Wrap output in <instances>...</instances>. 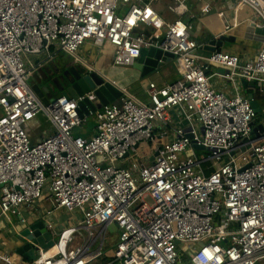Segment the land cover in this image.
Listing matches in <instances>:
<instances>
[{
	"label": "built area",
	"instance_id": "obj_1",
	"mask_svg": "<svg viewBox=\"0 0 264 264\" xmlns=\"http://www.w3.org/2000/svg\"><path fill=\"white\" fill-rule=\"evenodd\" d=\"M189 1L0 0V223L41 201L74 216L24 264H91L113 233L114 250L100 264H264V122L251 125L255 98L241 92L242 82L264 91V37L252 58L202 56ZM191 1L201 16L215 11L223 20L214 37L238 28L244 8L248 25L264 29V0H223L232 5L229 22L214 0ZM85 41L101 55L111 51L114 67L133 66L142 49L172 54L179 78L148 83L149 104L124 92L94 113L93 136L75 137L85 121L78 101L61 96L44 105L28 79L39 67L32 57L80 62ZM211 66L222 70L212 77L228 81L231 95L214 89ZM40 115L52 132L32 142L27 128ZM189 149L192 156L179 157ZM0 264H11L1 251Z\"/></svg>",
	"mask_w": 264,
	"mask_h": 264
},
{
	"label": "water",
	"instance_id": "obj_2",
	"mask_svg": "<svg viewBox=\"0 0 264 264\" xmlns=\"http://www.w3.org/2000/svg\"><path fill=\"white\" fill-rule=\"evenodd\" d=\"M235 36L223 35L218 37L212 35L210 41L206 45L200 47V50L213 53L222 51L225 42L233 43ZM198 43H200L198 41ZM46 58L44 60L37 59L35 65L39 67L47 62L58 64L53 65V70L47 74V79H43L42 85L36 84L38 87L35 93L37 99L42 103H47L51 99H56L61 96H66L77 102V114L80 119L94 114L96 111L102 109L104 106L116 102L124 95V90L117 84L108 80L105 75L99 71L90 69L91 65L85 61L74 62L70 58L62 60ZM174 59V56L169 53H163L154 48L142 49L140 56L133 64L132 69L140 72V78L147 77L148 75L156 72L163 64L169 63ZM50 60V61H49ZM38 67V68H39ZM61 71V72H60ZM44 73H46L44 71ZM243 86L247 85L246 82L242 83ZM81 100H78L80 99ZM252 95H248L251 99ZM256 114L260 112L257 102H251ZM253 125V123L251 124ZM263 130V125L258 124L253 128L252 132L258 136L257 131ZM194 149L203 150V147L193 145ZM21 223V227L15 229V242L14 251L17 256L26 260L32 261L38 254L40 248H50L54 243V235L47 230L46 222L43 220H34L32 222L25 221ZM116 226L109 227V232H113Z\"/></svg>",
	"mask_w": 264,
	"mask_h": 264
},
{
	"label": "rangeland",
	"instance_id": "obj_3",
	"mask_svg": "<svg viewBox=\"0 0 264 264\" xmlns=\"http://www.w3.org/2000/svg\"><path fill=\"white\" fill-rule=\"evenodd\" d=\"M190 3L191 1L187 2V5L189 6ZM161 9L163 11H166L164 7ZM167 14L169 18H172V16L168 12ZM195 19L192 21V23L195 22ZM207 23L208 24H205V25H207L208 30H210V28L214 26V21L212 19L210 22H207ZM201 31H204V30L202 28L198 30L195 23H193V31H192L193 34L197 32L201 33ZM205 37L206 38L212 37L211 32L209 31L205 35ZM256 48H257V44L255 42L247 38H244L241 35H237L233 43L225 42L223 44L222 51L241 57L243 55H255ZM98 51L100 50H98V48L95 47L91 41H85L84 44L79 49L80 60L85 61L87 63H92ZM101 52L103 55H108V51L106 49L102 50ZM178 65H179L178 59L174 58L172 61L167 63L165 66L160 67L156 72L148 75L147 77L140 78L139 81L136 80L137 76H136L135 71L133 72L132 66H129V67L107 66V67H104L102 70H100V73L103 75L105 74L107 76L112 77L117 82H119V85L121 87H124L129 94L147 103L149 102V100H147L144 90L147 89L148 81L150 80L157 84V83H162V82H170L174 80ZM28 84L30 85V87H32L34 92H37L38 87L34 82V77H31V76L29 77ZM256 102L260 108V112L256 114V118L254 119V121L256 123H258L259 121L264 122V96L256 98ZM47 103H43V104L46 105ZM93 118H94V114H91L90 116L86 117V121L88 122L87 124H89L90 127L94 126L95 119ZM85 128H86V124L83 125L82 128H79L76 131H73L72 135L75 137H82V138L88 137L89 136L88 131H86ZM39 131L42 132L43 130L39 129ZM153 144L158 145L157 140H155ZM149 145L150 143H143L142 144L143 149L140 150V152H145L149 155L150 154V152L148 151ZM197 153H198L197 156L199 158H202L205 155L204 151L197 152ZM190 156H192V152L190 149L186 153L179 155L180 158L190 157ZM124 167H126V165H124ZM42 203H43V210L50 211V215L47 216V218L54 226L53 233L55 234L54 240L56 241L58 237L57 234L63 228L69 226L72 223V221H74V216L71 214H67L66 211L64 210H54L52 205L49 202H42ZM20 213L21 214H17L16 216L15 215L13 216L11 213L7 214V217H9V220L10 218H12V220L9 221V224L7 226H5L4 220H2V222L0 223V240L2 241V243L0 244V251L8 253V255H10L9 257H11L10 258L11 261H15V264H19L20 262H17V259H19V257L15 254V251H14L13 241L15 239V234L13 233V230L18 229L19 227L22 226L20 223V216H22L23 218L29 221V211L27 208L25 207L21 208ZM77 218L80 219V216L78 214H77ZM81 235L84 238H86V234L84 232H81ZM79 237H80L79 234L75 236L74 243H73L74 245L78 241ZM116 239H117V234L116 233L111 234L110 241L105 242V245L103 247L102 257L98 258L91 264H100L105 259H108L114 250L113 244ZM95 248L96 246L92 249H95ZM186 252H187L186 249L183 250V253H186Z\"/></svg>",
	"mask_w": 264,
	"mask_h": 264
},
{
	"label": "crops",
	"instance_id": "obj_4",
	"mask_svg": "<svg viewBox=\"0 0 264 264\" xmlns=\"http://www.w3.org/2000/svg\"><path fill=\"white\" fill-rule=\"evenodd\" d=\"M164 1H167V0H164ZM191 1V0H190ZM200 3H196L194 1H191L190 3V10L195 13L197 16L196 19H195V25L197 26L198 30H200L201 28L204 30V31H201V33H192V36L197 40L199 41L200 43L204 44L205 45L207 44L208 41H210L211 37L209 38H206L205 35L210 31L212 35H215V34H218L221 30H222V24H223V20L219 19L215 12L207 15V16H201L199 14V5ZM212 5L213 7L215 8V10H218V11H222L224 12L225 14V19L229 22V21H232L233 20V12H232V5L228 2H223V0H214L212 2ZM162 8V7H161ZM160 8V12L164 13L166 11H163L162 9ZM249 13V10L247 8H244V10L239 14L238 16V20L240 22V25L238 28L234 29L231 31V33L229 35H232V36H237V35H241L243 36L244 38H247L253 42H255L257 44V48H256V51H255V54L257 53V50L260 46V43L264 37V29H252L250 27V25H248V22H246V16L247 14ZM213 19L214 21V26L210 28V30H208L207 28V25L205 24H208L207 22H210L211 20ZM192 23V24H193ZM216 26V27H215ZM249 26V27H248ZM215 27V28H214ZM252 31H254V33H252ZM109 48V47H108ZM110 54H111V51H109L108 55H101L98 51L97 55L95 56V59L92 63H88L91 65V67H93L95 70L99 71L102 70L104 67H107V66H110V67H114V66H111V58H110ZM199 54L202 55V56H206V55H209V53L207 52H204L202 50L199 51ZM255 55H243L241 57H254ZM38 58L40 60H44L46 58H49L48 55H41V56H38ZM57 56H53L52 59H56ZM50 59V58H49ZM50 59V60H52ZM37 60V57H32L31 58V61L33 63H35V61ZM167 63L163 64V66H165ZM135 70H133L134 72ZM216 72H222V70L220 68H217V67H210L209 70L207 71V76L210 78V83L212 84V86L214 87L215 90L217 91H221L227 95H231V91H232V88H231V84L224 80V79H221V78H218L216 76H213L212 75ZM136 73V80L139 81L140 79V72L138 71H135ZM105 75V74H104ZM106 78L112 82H114L115 84H117L121 89L124 90L125 93H127L128 95L130 96H133L131 94H129L127 92V90L124 88V87H121L119 85V82H117L115 79H113L112 77L110 76H107L105 75ZM179 78V75H178V72L176 71V76L174 78V80L170 81V82H162V83H154L152 81H148V83H154L157 87H163L165 85H169L173 82H175L177 79ZM243 83V82H242ZM241 83V92L244 96L248 97V95H253L255 100L256 98H259V97H263L264 96V91L263 93L261 94H258L254 89H252V86L250 84H247L245 86H243V84ZM145 94H146V97H147V100H149V96H148V93H147V89L144 90ZM134 98H136L135 96H133ZM137 100H139L138 98H136ZM140 102L144 103V104H149V102H143L141 100H139ZM95 119V117L93 118ZM88 122L85 121L83 122V124L76 128L74 131H76L77 129L79 128H82L83 125L86 124V131H88V137L86 138H90L91 136H93L94 134V127H95V124L96 122L94 123V126L93 127H90L89 124H87ZM39 129H42L43 131H39ZM28 130V133H29V136L31 138V141L32 142H35L37 141L38 139H40L42 136L52 132V128L50 127V125L48 124V122L45 120V118L40 115L38 116L37 118H35L28 126L27 128ZM167 131H168V137L169 135H171V132L169 130V128H167ZM158 144L160 143H163L166 141V138H156ZM28 209L29 211V221L27 220V222H32L34 220H43L45 221V212L47 210H43V203L42 201L41 202H38L37 205H34V206H30V207H25ZM42 213V214H41ZM17 214H21L20 213V210L17 212ZM15 214V216L17 215ZM14 216V215H13ZM22 216H20L21 218ZM8 218V219H7ZM25 219V218H24ZM5 221V226H7L9 224V221L12 220V218H10L9 220V217H6L3 219ZM15 232H17L15 229L13 230V233L15 234ZM12 234V233H11ZM2 243V241L0 240V244ZM17 243L15 242V240L13 241V246H15ZM5 253V252H4ZM8 254V253H6ZM10 256V255H9ZM19 257V256H18ZM11 258V257H10ZM11 260V259H10ZM17 262H20L19 264H24V262H26V260L22 259L19 257V259H17ZM11 264H15V261H11Z\"/></svg>",
	"mask_w": 264,
	"mask_h": 264
},
{
	"label": "flooded vegetation",
	"instance_id": "obj_5",
	"mask_svg": "<svg viewBox=\"0 0 264 264\" xmlns=\"http://www.w3.org/2000/svg\"><path fill=\"white\" fill-rule=\"evenodd\" d=\"M60 58H61L62 60H64V59L66 60V59H68L69 57H68L67 55L62 54V55L60 56ZM56 59H58V57H57ZM58 60H59V59H58ZM58 60L55 61V63L47 62V63L43 64L42 66H40L39 68H37L36 70H34V71L32 72L31 77H34V82H35V84H40V85H42V84L44 83V82H42L43 79L48 80V79L46 78V77H47V74H49V73L53 70V65H54V64H58ZM49 61H50V60H49ZM44 71H45L46 73H44ZM60 72H61V71H60ZM252 123L255 124L256 122L253 121Z\"/></svg>",
	"mask_w": 264,
	"mask_h": 264
}]
</instances>
